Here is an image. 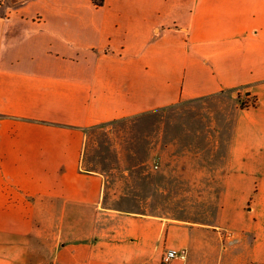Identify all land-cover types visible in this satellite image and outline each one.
Instances as JSON below:
<instances>
[{
    "label": "crops",
    "instance_id": "obj_1",
    "mask_svg": "<svg viewBox=\"0 0 264 264\" xmlns=\"http://www.w3.org/2000/svg\"><path fill=\"white\" fill-rule=\"evenodd\" d=\"M13 1V0H12ZM6 0H0L2 8ZM243 91L213 223L105 203L96 127ZM264 264V0H16L0 14V264Z\"/></svg>",
    "mask_w": 264,
    "mask_h": 264
},
{
    "label": "rangeland",
    "instance_id": "obj_2",
    "mask_svg": "<svg viewBox=\"0 0 264 264\" xmlns=\"http://www.w3.org/2000/svg\"><path fill=\"white\" fill-rule=\"evenodd\" d=\"M235 102L246 107L256 99L234 91L93 128L83 166L105 175L110 207L213 223L220 186L210 171L227 152Z\"/></svg>",
    "mask_w": 264,
    "mask_h": 264
},
{
    "label": "built area",
    "instance_id": "obj_3",
    "mask_svg": "<svg viewBox=\"0 0 264 264\" xmlns=\"http://www.w3.org/2000/svg\"><path fill=\"white\" fill-rule=\"evenodd\" d=\"M183 255H184L183 251L179 252L174 249H168L162 255L161 264H171L175 258L182 257Z\"/></svg>",
    "mask_w": 264,
    "mask_h": 264
},
{
    "label": "trees",
    "instance_id": "obj_4",
    "mask_svg": "<svg viewBox=\"0 0 264 264\" xmlns=\"http://www.w3.org/2000/svg\"><path fill=\"white\" fill-rule=\"evenodd\" d=\"M92 2L94 3V5H95L96 7H101V6H103L105 0H92ZM92 170H93V169H92Z\"/></svg>",
    "mask_w": 264,
    "mask_h": 264
}]
</instances>
